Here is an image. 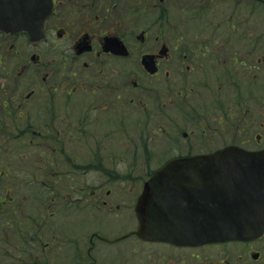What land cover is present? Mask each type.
Returning a JSON list of instances; mask_svg holds the SVG:
<instances>
[{
  "label": "flooded vegetation",
  "instance_id": "obj_1",
  "mask_svg": "<svg viewBox=\"0 0 264 264\" xmlns=\"http://www.w3.org/2000/svg\"><path fill=\"white\" fill-rule=\"evenodd\" d=\"M137 1L0 0V22L13 24L0 28V264H264V232L147 241L136 212L150 175L196 155V134L211 138L201 153L264 151V0ZM142 7L169 34L177 8L173 45L148 46ZM43 15L40 40L15 25L36 30ZM206 22L209 32L182 31ZM117 39L128 57L108 49ZM190 94L204 96L199 109Z\"/></svg>",
  "mask_w": 264,
  "mask_h": 264
},
{
  "label": "water",
  "instance_id": "obj_2",
  "mask_svg": "<svg viewBox=\"0 0 264 264\" xmlns=\"http://www.w3.org/2000/svg\"><path fill=\"white\" fill-rule=\"evenodd\" d=\"M44 20L36 30L24 21L15 25L36 40ZM12 25L8 21L1 24L5 29ZM107 44L113 53L129 55L118 39ZM166 51L163 47L160 53ZM142 63L151 73L156 70L152 57L145 56ZM145 185L136 212L138 235L146 240L205 244L246 238L264 230V151L250 153L234 147L174 159ZM154 204L160 206L158 210L150 209Z\"/></svg>",
  "mask_w": 264,
  "mask_h": 264
},
{
  "label": "rangeland",
  "instance_id": "obj_3",
  "mask_svg": "<svg viewBox=\"0 0 264 264\" xmlns=\"http://www.w3.org/2000/svg\"><path fill=\"white\" fill-rule=\"evenodd\" d=\"M140 2H141V0H140ZM157 3H158V1L156 0L155 1V6H157ZM150 9H149V14L148 13H139V18H138V20H139L138 28L147 29L148 31H150V37H151V41L150 42L151 43L148 46H151V44H152L153 47H156L158 45V43L154 41L156 37H160L161 39H163V42L167 43L166 41H171L173 39V35L180 36L182 34L181 30H179L181 28V26L179 24V18H178L179 14L177 12V8H173L172 12H170L171 13L170 14V19H171V26H170L171 32L170 33H172V34H169V30L167 28L165 30L163 29L162 23H160V24L156 23V19L155 18L159 14V13H157L159 10H157L154 7H151ZM147 14L150 17L149 16L146 17ZM208 27H210L208 22L203 23V24H200V23L188 24V25L185 24L184 28H182V31H184L185 33L186 32L195 33L197 31H200V32L207 31V32H209L208 31L209 30ZM139 34H140V31L137 32V35H139ZM170 35H172V38H171ZM171 43H172V41H171ZM173 44H174V41H173L172 45ZM175 64L177 66L180 65L179 63H175ZM127 66H128L129 69H132V70L137 69V66L134 63L133 64H128L127 63ZM183 78H184V76L180 77V81H183ZM183 86H185V85H183ZM179 89L180 88H178V90ZM184 92H186V90ZM224 94H228V93H224ZM198 96H200V97H196L194 94H190V95H187V96L184 95L183 97L184 98L188 97L187 100L191 101L192 104H194V107L199 109V106L201 105V99L204 96H201V95H198ZM196 105H198V106H196ZM194 115L196 116L197 114L194 113ZM181 130H183V128H181ZM180 139L182 140L181 135H180ZM195 139H196L197 149L195 151H193L192 153L200 154L201 152H211L210 149L213 147V146H211V143H210L211 142L210 141L211 138H207L205 136H202L201 134L200 135L196 134ZM160 141H162V140H160ZM217 146L223 147L222 145H217ZM167 151H168V148H165V154L167 153ZM181 154H183V155L189 154L188 150H187V147L185 145H182ZM147 175H148L147 172H145V173H138V172L135 173L134 174V176L136 178L135 181H134V182H136L135 185H142L144 180L146 179ZM33 196H34V194L31 195V197H33ZM75 198H77V196H75ZM81 219H84V215H82ZM81 224H82V222H81Z\"/></svg>",
  "mask_w": 264,
  "mask_h": 264
},
{
  "label": "trees",
  "instance_id": "obj_4",
  "mask_svg": "<svg viewBox=\"0 0 264 264\" xmlns=\"http://www.w3.org/2000/svg\"><path fill=\"white\" fill-rule=\"evenodd\" d=\"M138 3H139V0L137 1V5H138ZM144 9H145V7H144ZM145 12H146V9L144 10ZM139 13H142V10H140L139 8H138V14ZM161 18V17H160Z\"/></svg>",
  "mask_w": 264,
  "mask_h": 264
}]
</instances>
